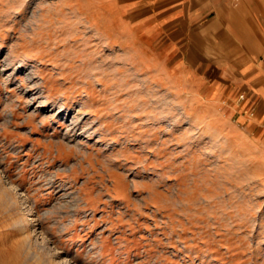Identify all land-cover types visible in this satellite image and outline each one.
I'll return each instance as SVG.
<instances>
[{"label": "rangeland", "instance_id": "1", "mask_svg": "<svg viewBox=\"0 0 264 264\" xmlns=\"http://www.w3.org/2000/svg\"><path fill=\"white\" fill-rule=\"evenodd\" d=\"M115 10L0 0V264H264V120L242 90L185 111Z\"/></svg>", "mask_w": 264, "mask_h": 264}, {"label": "crops", "instance_id": "2", "mask_svg": "<svg viewBox=\"0 0 264 264\" xmlns=\"http://www.w3.org/2000/svg\"><path fill=\"white\" fill-rule=\"evenodd\" d=\"M107 1L115 2L114 16L121 24L148 39L124 45L131 56L152 50L157 57L163 53L159 62L178 68L185 111L205 112L208 102L217 110L218 102L242 90L256 112L249 126H263L264 0Z\"/></svg>", "mask_w": 264, "mask_h": 264}, {"label": "bare ground", "instance_id": "3", "mask_svg": "<svg viewBox=\"0 0 264 264\" xmlns=\"http://www.w3.org/2000/svg\"><path fill=\"white\" fill-rule=\"evenodd\" d=\"M17 66V65H16ZM14 69H18V67H14ZM30 69V68H29ZM13 73V72H12ZM33 77V71L29 72L28 74L26 73L25 74V78L26 80H31ZM11 78V74L8 75L7 77V81H9V79ZM12 79V78H11ZM26 92V91H25ZM40 93V92H38ZM36 94V93H35ZM34 93L32 95H30V99H34L36 98V95ZM30 101V100H29ZM39 103H42L43 102H39ZM44 106V105H43ZM43 106H37L36 110H38L40 107H43ZM58 109L57 111H62L63 109H65V106H63V104H59L58 106ZM74 115V114H73ZM78 124V117L74 116L72 120H70V123L68 124V127L66 128V131L63 132L62 134V137L63 139L69 144V145H73V146H76V148H82V145L80 143V140L78 141L77 140V137L79 136L77 134V128H76V125ZM86 126V125H85ZM83 130V129H82ZM78 135V136H77ZM75 138V139H74ZM79 139V138H78ZM81 139V138H80ZM1 175V174H0ZM5 179V178H4ZM7 181V180H6ZM10 184V183H9ZM8 183H4V181L2 180V178L0 177V187L2 186L3 189L5 190L8 186ZM12 189H13V185H12ZM15 189V188H14ZM16 191V190H15ZM16 193V192H15ZM14 193V194H15ZM19 196V195H18ZM79 197V196H78ZM19 198V197H18ZM74 199V198H73ZM80 200V198H78ZM16 200V198H15ZM20 203V202H19ZM22 203V202H21ZM18 205V204H16ZM76 205V204H75ZM29 209L24 211V217L22 219H20L21 221L19 222L21 224V226L25 227V228H28V226H31V228H33L35 225H33L32 223V219L31 217L29 216L30 213H29ZM35 229V228H34ZM37 240V239H36ZM39 240H37L38 242ZM43 242V241H42ZM40 242V243H42ZM39 243V242H38ZM46 243V242H45ZM41 245V244H40ZM45 245V244H44ZM42 246V245H41ZM47 246V245H46ZM45 247V246H44ZM45 248H48V247H45ZM51 249V248H50ZM50 251V250H49ZM54 257V256H53ZM59 264H70V260L67 258V259H61L58 261Z\"/></svg>", "mask_w": 264, "mask_h": 264}, {"label": "built area", "instance_id": "4", "mask_svg": "<svg viewBox=\"0 0 264 264\" xmlns=\"http://www.w3.org/2000/svg\"><path fill=\"white\" fill-rule=\"evenodd\" d=\"M241 96H243V94H241Z\"/></svg>", "mask_w": 264, "mask_h": 264}]
</instances>
